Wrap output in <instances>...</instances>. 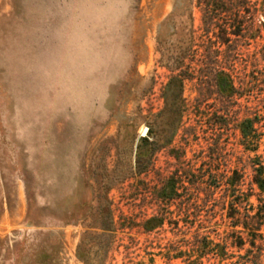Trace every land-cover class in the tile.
I'll use <instances>...</instances> for the list:
<instances>
[{"label":"rangeland","instance_id":"1","mask_svg":"<svg viewBox=\"0 0 264 264\" xmlns=\"http://www.w3.org/2000/svg\"><path fill=\"white\" fill-rule=\"evenodd\" d=\"M258 164L264 0H0V264H264Z\"/></svg>","mask_w":264,"mask_h":264},{"label":"trees","instance_id":"2","mask_svg":"<svg viewBox=\"0 0 264 264\" xmlns=\"http://www.w3.org/2000/svg\"><path fill=\"white\" fill-rule=\"evenodd\" d=\"M253 122H251L250 120H246L241 127V134L243 135V138H249L250 137V133L251 130L253 129ZM143 141H146L147 139L144 138L142 139ZM255 176L253 179V184L256 185L258 187V189L260 190V192L263 194L264 193V165L258 164V167L255 169ZM250 197H248V201H249ZM260 203H263L262 200H260Z\"/></svg>","mask_w":264,"mask_h":264},{"label":"water","instance_id":"3","mask_svg":"<svg viewBox=\"0 0 264 264\" xmlns=\"http://www.w3.org/2000/svg\"><path fill=\"white\" fill-rule=\"evenodd\" d=\"M149 132V128H145L142 132V136L145 137Z\"/></svg>","mask_w":264,"mask_h":264}]
</instances>
